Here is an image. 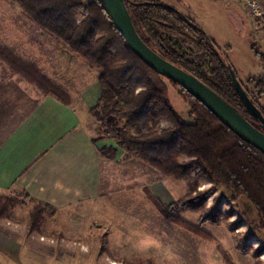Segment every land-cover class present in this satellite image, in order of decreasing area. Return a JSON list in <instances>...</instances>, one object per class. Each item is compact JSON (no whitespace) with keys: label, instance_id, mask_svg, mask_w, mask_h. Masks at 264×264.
<instances>
[{"label":"trees","instance_id":"trees-1","mask_svg":"<svg viewBox=\"0 0 264 264\" xmlns=\"http://www.w3.org/2000/svg\"><path fill=\"white\" fill-rule=\"evenodd\" d=\"M8 1L18 5L35 25L53 36L70 54L90 69L98 70L100 97L90 112L99 127L92 142L97 147L101 142L113 143L98 147L102 157L114 159L121 152L163 177L190 182L185 196L170 204L162 203L144 188L163 219L204 241L213 242L202 226L221 223L220 200L203 215L199 226L179 215L188 209L205 211L206 199L219 188H225L232 194L233 207L240 208L241 197L254 207L259 217L258 230L264 236V154L232 132L178 83L146 65L131 50L102 0ZM124 2L138 35L152 50L195 76L264 132V125L252 115L234 86L229 71V68L233 70L232 66L195 22L159 0ZM173 36L183 43H192L201 61L192 59ZM256 56L264 62V54L256 53ZM0 61L42 98L52 97L65 106L71 104L69 89L51 78L18 47L0 40ZM253 81L249 79L248 84L255 85L256 95L239 82L264 116V109L257 102L258 98H264V79ZM170 88L180 89L187 96L188 120L172 106ZM162 122L168 125L162 127ZM203 180L211 183L212 188L198 192ZM27 200L35 204L29 213V231H39L56 210L24 192L0 198V219L11 218L17 207L28 204ZM233 210L224 216L228 217ZM222 256L228 264H233L225 253Z\"/></svg>","mask_w":264,"mask_h":264},{"label":"rangeland","instance_id":"rangeland-1","mask_svg":"<svg viewBox=\"0 0 264 264\" xmlns=\"http://www.w3.org/2000/svg\"><path fill=\"white\" fill-rule=\"evenodd\" d=\"M159 1L195 22L220 56L230 63L237 79L256 95L255 85L248 84V80L259 82L264 79V62L256 56V53L264 54L262 26L246 13L244 0H239L240 4L233 0ZM173 39L192 59L201 61L192 43H183L177 36ZM0 40L18 47L67 87L72 101L66 107H75L96 135L99 123L95 122L90 107L100 96L98 70L90 69L76 55L68 57L60 42L8 0H0ZM27 88L42 100L32 86ZM169 98L179 115L188 120L187 96L180 89L170 88ZM257 102L264 109V98H258ZM167 125L161 123L162 127ZM131 160L127 163L125 157L119 158L114 166L116 181L107 196L94 205L96 210L89 212L74 208L54 217L48 216L44 226L34 232L29 231L28 220L35 204L27 200V205L13 211V216L5 224L18 235H24L30 244L42 246L36 249L38 254L32 264H228L223 253L233 264H264V236L258 230V213L255 209H246L245 198H240V208L233 207L231 192L219 188L206 199L205 211L188 209L180 213L183 220L199 226L203 215L216 200H220L221 213L218 215H221V223L202 226L214 239L207 242L163 219L144 191L148 188L162 203L170 204L185 196L190 182L163 177L140 161ZM211 188L212 184L203 180L197 191ZM15 195L19 196V193ZM20 197L24 198L23 195ZM231 209H234L233 213L224 216ZM11 220L26 221L27 227ZM25 254L21 259L28 264ZM44 257L46 261H43ZM0 263L8 264L2 257Z\"/></svg>","mask_w":264,"mask_h":264},{"label":"crops","instance_id":"crops-1","mask_svg":"<svg viewBox=\"0 0 264 264\" xmlns=\"http://www.w3.org/2000/svg\"><path fill=\"white\" fill-rule=\"evenodd\" d=\"M233 2L240 4L239 0ZM244 9L249 15L245 0ZM25 85L0 61V198L24 192L53 207L54 216L74 208L96 210L94 205L112 190L114 166L125 155L119 152L114 159L102 157L98 147L113 143L95 146L90 125L75 107L51 97L39 100ZM132 161L126 158L127 163ZM8 220H0V257L8 264H26L21 259L26 250L28 264H32L36 249L42 246L25 241L24 235L5 224Z\"/></svg>","mask_w":264,"mask_h":264},{"label":"water","instance_id":"water-1","mask_svg":"<svg viewBox=\"0 0 264 264\" xmlns=\"http://www.w3.org/2000/svg\"><path fill=\"white\" fill-rule=\"evenodd\" d=\"M107 8L115 26L124 36L131 50L149 67L162 76L178 83L192 97L202 103L226 127L244 141L254 146L264 154V132L253 126L247 119L224 101L217 93L202 83L195 76L164 59L152 50L138 35L131 15L124 0H102ZM234 86L243 102L253 116L264 125V116L255 106L251 98L237 79L235 72L229 68ZM245 207L248 211L254 207L247 201Z\"/></svg>","mask_w":264,"mask_h":264},{"label":"built area","instance_id":"built-area-1","mask_svg":"<svg viewBox=\"0 0 264 264\" xmlns=\"http://www.w3.org/2000/svg\"><path fill=\"white\" fill-rule=\"evenodd\" d=\"M249 15L262 26V41L264 42V0H245Z\"/></svg>","mask_w":264,"mask_h":264},{"label":"bare ground","instance_id":"bare-ground-1","mask_svg":"<svg viewBox=\"0 0 264 264\" xmlns=\"http://www.w3.org/2000/svg\"><path fill=\"white\" fill-rule=\"evenodd\" d=\"M116 264V263H115Z\"/></svg>","mask_w":264,"mask_h":264}]
</instances>
